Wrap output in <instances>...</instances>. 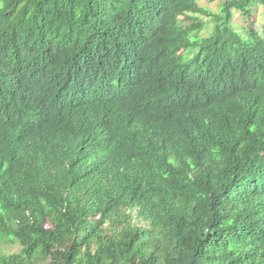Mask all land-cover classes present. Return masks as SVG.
<instances>
[{"label": "trees", "instance_id": "16d2710c", "mask_svg": "<svg viewBox=\"0 0 264 264\" xmlns=\"http://www.w3.org/2000/svg\"><path fill=\"white\" fill-rule=\"evenodd\" d=\"M201 1L0 0V264H264V0Z\"/></svg>", "mask_w": 264, "mask_h": 264}, {"label": "rangeland", "instance_id": "374dc122", "mask_svg": "<svg viewBox=\"0 0 264 264\" xmlns=\"http://www.w3.org/2000/svg\"><path fill=\"white\" fill-rule=\"evenodd\" d=\"M223 0H216L214 2H208L207 0L201 1L200 3L202 6L209 8L212 12L218 13L220 11V6L222 4ZM205 20L208 22L207 26L202 29L201 35L206 36L210 34V32L213 29L214 22L212 21L211 17L205 18ZM245 16L235 11L234 15V23L237 26L238 29L243 30L244 26L249 25L250 23H255V27L257 29H262L264 25V7L257 5L255 7V11L253 12L252 18L250 20H247ZM20 247L19 245L15 244L12 246H9L6 248L7 252H15L19 251Z\"/></svg>", "mask_w": 264, "mask_h": 264}]
</instances>
